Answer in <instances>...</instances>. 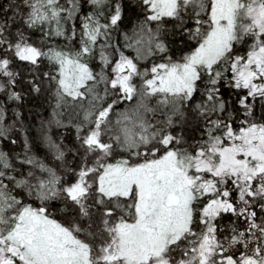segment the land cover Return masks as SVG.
I'll return each mask as SVG.
<instances>
[{
	"label": "snow or ice",
	"instance_id": "obj_1",
	"mask_svg": "<svg viewBox=\"0 0 264 264\" xmlns=\"http://www.w3.org/2000/svg\"><path fill=\"white\" fill-rule=\"evenodd\" d=\"M0 264H264V0H0Z\"/></svg>",
	"mask_w": 264,
	"mask_h": 264
}]
</instances>
